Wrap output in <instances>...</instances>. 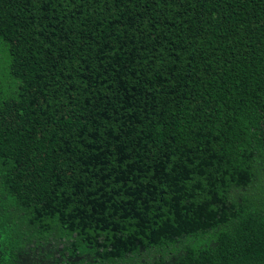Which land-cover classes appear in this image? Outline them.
<instances>
[{
  "label": "trees",
  "instance_id": "obj_1",
  "mask_svg": "<svg viewBox=\"0 0 264 264\" xmlns=\"http://www.w3.org/2000/svg\"><path fill=\"white\" fill-rule=\"evenodd\" d=\"M0 264H264V0H0Z\"/></svg>",
  "mask_w": 264,
  "mask_h": 264
}]
</instances>
